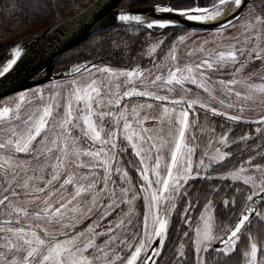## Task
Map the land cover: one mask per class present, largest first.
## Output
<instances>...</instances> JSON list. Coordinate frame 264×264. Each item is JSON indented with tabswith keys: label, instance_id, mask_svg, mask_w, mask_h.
Wrapping results in <instances>:
<instances>
[{
	"label": "snow or ice",
	"instance_id": "1",
	"mask_svg": "<svg viewBox=\"0 0 264 264\" xmlns=\"http://www.w3.org/2000/svg\"><path fill=\"white\" fill-rule=\"evenodd\" d=\"M16 7L12 3L9 11ZM98 7L81 12L87 16ZM151 12L161 15L123 8L114 15L149 38L153 29L179 27L175 17H182L214 25L203 29L211 39H195L192 29L168 41L167 51V37L149 39L143 53L148 66L76 64L66 74L70 78L50 84L47 94L30 90L31 97L20 93L14 106L0 107V264H157L180 201H186L183 237L193 247L190 256L181 240L174 264H209L212 253L220 264L221 256L237 252L245 235L242 264H264V246L242 231L253 217L264 222V163L256 162L264 161V0H211L209 6L155 0ZM22 51L19 45L12 49L0 77ZM257 61L259 67L249 70ZM26 104L32 110L23 114ZM254 105L260 108L256 119L247 115L256 112ZM201 111L255 125L262 143L250 149L251 135L230 142L233 129L217 136L208 125L211 136L197 162L200 145L193 130L205 131ZM233 145L241 153L239 165L213 176L231 158L222 149ZM248 152L255 155L245 160ZM198 179L245 186L243 192L235 188L244 205L222 235L215 232L208 199L189 236V182ZM219 191L213 187L212 195ZM138 201L142 213L136 211ZM223 204L235 208L236 200Z\"/></svg>",
	"mask_w": 264,
	"mask_h": 264
},
{
	"label": "trees",
	"instance_id": "2",
	"mask_svg": "<svg viewBox=\"0 0 264 264\" xmlns=\"http://www.w3.org/2000/svg\"><path fill=\"white\" fill-rule=\"evenodd\" d=\"M93 0H0V54L11 47L17 41H20L46 27H49L64 18L70 16ZM259 1V0H258ZM155 0H123L120 4L121 8H137L152 6ZM257 2V1H256ZM15 3V10L9 11L11 4ZM202 6H208L211 0H200ZM180 30H188L183 28H169L164 30H152L156 33H176ZM145 31L129 34L124 30L123 26L112 27L106 29L99 34L93 36L86 42L73 48L72 50L60 56L55 64L56 71H62L69 68L74 63L100 59L101 62L120 66L123 63H128L139 56L141 47L143 46ZM253 144L250 141L249 145ZM251 153L254 152H249ZM258 161H262L257 158ZM232 162H229V168L232 167ZM228 170L224 169L223 172ZM221 180L204 181L197 180L190 183V198L194 203V207L190 215L193 218V226L198 218L200 210L208 199H212L216 203V215L219 223L223 224L227 215L228 207L223 204L224 200H217L216 195H212V188L217 187L218 183H223L227 187L232 184ZM225 190L227 188H224ZM198 200V204L195 203ZM237 201V200H236ZM237 209L233 210L235 218L232 224L237 221L240 210V201ZM186 201H180L177 207V212L172 216L169 229L168 239L165 247L157 259V264H174L175 250L181 243H185L186 251L192 254V245L189 239L183 237V232L188 231V226L181 222L180 214L183 212ZM244 205V204H243ZM257 222V218L251 220L250 224L242 230L245 232L253 223ZM253 237L257 238L259 243L264 246V222L257 223L254 226ZM189 236L193 237V231L189 232ZM244 236H242L243 238ZM248 244L247 238L244 237V245ZM243 245V242H242ZM212 256L208 257L211 264H216V260H211ZM242 263L239 252L234 253L231 257H221L220 264H240Z\"/></svg>",
	"mask_w": 264,
	"mask_h": 264
},
{
	"label": "water",
	"instance_id": "3",
	"mask_svg": "<svg viewBox=\"0 0 264 264\" xmlns=\"http://www.w3.org/2000/svg\"><path fill=\"white\" fill-rule=\"evenodd\" d=\"M253 1L256 0H251V2ZM122 2L123 0H93L70 16L17 41L2 52L0 54V70L12 58L11 52L14 47L19 45L23 49L21 59L17 64L5 76L0 77V100L18 92L45 84L51 80L70 78L66 74L73 65L88 61L99 63L100 59H91L74 63L66 70L56 71L55 68V64L61 55L86 42L100 32L117 26L128 27L121 24L114 15L121 10L120 4ZM245 2L247 3L248 0H245ZM95 3H98L99 7L88 13L87 16H84L81 10ZM151 7L123 9L134 14L145 13L149 17L161 15L153 14ZM94 19L95 23L93 22ZM175 19L179 22V27L177 28L204 31L203 29L214 27V25H202L198 22L186 21L182 17H175ZM102 25L103 27H101ZM220 246L219 243L214 245V247Z\"/></svg>",
	"mask_w": 264,
	"mask_h": 264
},
{
	"label": "rangeland",
	"instance_id": "4",
	"mask_svg": "<svg viewBox=\"0 0 264 264\" xmlns=\"http://www.w3.org/2000/svg\"><path fill=\"white\" fill-rule=\"evenodd\" d=\"M261 3H262V0H259L257 2H254L253 5H260ZM257 11L259 12L260 9L258 8ZM124 30L129 32V34L138 33L133 28H129V27H124ZM154 30H156V29H154ZM158 30H160V29H158ZM188 31H191V30H184V31L180 30L179 32H176V33H162V34L160 32L159 33L152 32L153 35H152L151 38H149L148 32L145 31V34L143 35V38H144L143 39L144 40L143 46L141 47L140 52H139V56L137 58L133 59L132 61H130L128 63H123L120 66H113L112 64L105 63V62H100V64H106V65L112 66L114 68H130V67L136 66L137 64H140L142 66H148L149 65V60H148L146 55H143V53L146 52V49L148 47L149 39L154 41L157 37H159V38L167 37V39L165 41V47L163 48V51H167L168 41L173 40V39H175V37H177L179 35H182V34H185V32H188ZM194 38L197 39V40L203 39V38L211 39V36L209 35V33L207 31H196V36ZM192 46L193 45L191 43L188 44V47H192ZM182 53H183V49H182ZM66 79H68V78H66ZM63 80H65V79L51 80V81H48L45 84H42V85L36 86L34 88H31V89H28V90H24V91L18 92L16 94H13L11 96H8L7 98H4V99L0 100V107L6 106V105L7 106H14L15 103L18 101L20 93L27 92V93H29V97H31V91L30 90L43 88V89H45L46 94H47V90H48L50 84H52L55 81H63ZM256 82H259V80H257ZM253 107H256V112H250V113H247V115L249 117L253 118V119H256V118H258L257 113L260 111V108H259V106H255V105ZM31 110H32L31 106L26 104L23 107V109H22V113L23 114H27ZM200 125H201V127L203 129H205V131L203 133H201L200 129L193 130V131H195V134L197 136V139H198V142H199V145H200V148L197 150V154H196L197 162H198L199 157L201 155V151L203 150V148L208 143L209 136H211V132L207 130L208 129V125H211V126L215 127V131H216V135L217 136H219L222 132H227L229 129H233L232 134L229 136L230 142L234 141V140H238L241 135H244V134L251 135L254 139L252 140L253 144H251V145L248 144V147L250 149L256 148L258 145H260L262 143L261 139L256 138L257 134L255 132V127H256L255 125L233 124L232 121L220 118L218 116L217 117H212L211 115H209V116L206 117L205 114L203 113V111L200 112ZM240 147H243V145H241ZM222 150L229 151L231 153V158L229 160L225 161L223 163V165L217 166L215 168V170L211 173L213 176L224 175L229 170H231L234 167L238 166L239 163H240L241 153H240L239 148L236 145H233V147L230 148V149H222ZM261 151H264V149H261ZM249 155H250L249 152L245 153L243 158L246 160ZM251 155H255V153H251ZM128 158L129 159H135L131 155H129ZM229 162L233 163L232 167H230V168H229V165H228ZM256 162L257 163H264V161H258V159L256 160ZM224 169H226L228 171L225 173V172H223ZM195 181H197V180L190 181L189 185H190V183L195 182ZM222 181H225V180H221V182ZM228 181H229L230 184H232V182L230 180H228ZM228 181H225V182H228ZM236 187H240L242 192L245 189V186H243L242 184H237V185H233L232 184L231 186L228 185L227 187H225V186H223V183H221V184L218 183V186L216 187V188H219V190H220L217 194H215L216 195L215 197H216L217 200H225V199L231 200L233 197L235 198V200H237L235 208H231V206L228 207V210H227L228 217L225 218V220L223 221L224 222L223 224L219 223V220H218L217 215H216V203L213 202V210H212L211 214L214 216L215 232L218 235H222L221 229H222V227L225 224H232V222H233L232 220H233V218H235L234 216L236 214L233 210L237 209V206L239 204L238 200L240 201V206H243V204H244V196L242 194L236 193V191H235ZM224 188H227V189L225 190ZM190 199L194 200L192 198H190ZM204 205H203L202 209L200 210V213L203 211ZM136 211L139 212V213L143 212V202L142 201H138L137 202ZM261 211H264V209H261ZM200 213H199V215H200ZM199 215H198V217H199ZM197 220H198V218L196 219V221ZM196 221H195L194 226H193V234H194V228H195V225H196ZM261 222L262 221H260L259 218H257V222L256 223L254 222L245 231V233H250L251 236H253L252 234H253V232L255 230L254 226L257 225V223H261ZM170 225H171V223H170ZM244 237L246 239L247 235H245ZM244 237L241 239L240 245H238L237 252H239V254H240V249L242 247L247 246V244L244 245ZM242 242H243V245H242ZM211 256H212L211 260H213V259L216 260V254L215 253H212ZM221 257H220V259H221ZM209 264H211V263H209ZM240 264H242V263H240Z\"/></svg>",
	"mask_w": 264,
	"mask_h": 264
},
{
	"label": "bare ground",
	"instance_id": "5",
	"mask_svg": "<svg viewBox=\"0 0 264 264\" xmlns=\"http://www.w3.org/2000/svg\"><path fill=\"white\" fill-rule=\"evenodd\" d=\"M259 67V62L257 61L255 65H253L250 70H254L255 68Z\"/></svg>",
	"mask_w": 264,
	"mask_h": 264
}]
</instances>
